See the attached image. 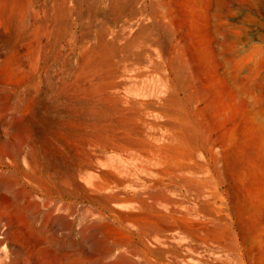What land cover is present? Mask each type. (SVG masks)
Listing matches in <instances>:
<instances>
[{"label":"rangeland","instance_id":"rangeland-1","mask_svg":"<svg viewBox=\"0 0 264 264\" xmlns=\"http://www.w3.org/2000/svg\"><path fill=\"white\" fill-rule=\"evenodd\" d=\"M262 6L0 4V264H264Z\"/></svg>","mask_w":264,"mask_h":264},{"label":"bare ground","instance_id":"bare-ground-1","mask_svg":"<svg viewBox=\"0 0 264 264\" xmlns=\"http://www.w3.org/2000/svg\"><path fill=\"white\" fill-rule=\"evenodd\" d=\"M9 3H10V0H0V4H2L3 8H5ZM253 14H254V17H252L251 19L252 25L256 29H260L264 31V6L255 9L253 11ZM259 41L261 42L260 44H254L250 46L249 53H248L253 63L254 69L258 68V61L261 58V56H263L264 54V33H261L259 35Z\"/></svg>","mask_w":264,"mask_h":264}]
</instances>
